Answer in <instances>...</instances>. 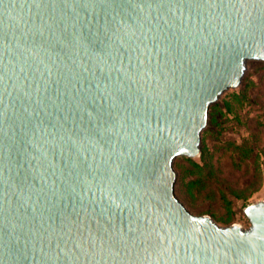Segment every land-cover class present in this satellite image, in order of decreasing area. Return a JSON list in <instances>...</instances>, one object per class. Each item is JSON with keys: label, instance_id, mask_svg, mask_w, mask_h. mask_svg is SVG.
Here are the masks:
<instances>
[{"label": "water", "instance_id": "1", "mask_svg": "<svg viewBox=\"0 0 264 264\" xmlns=\"http://www.w3.org/2000/svg\"><path fill=\"white\" fill-rule=\"evenodd\" d=\"M248 60L264 0H0V264H264L174 193Z\"/></svg>", "mask_w": 264, "mask_h": 264}, {"label": "rangeland", "instance_id": "2", "mask_svg": "<svg viewBox=\"0 0 264 264\" xmlns=\"http://www.w3.org/2000/svg\"><path fill=\"white\" fill-rule=\"evenodd\" d=\"M200 155L173 160L175 196L195 216L247 229L244 208L264 200V61L248 60L239 86L210 105Z\"/></svg>", "mask_w": 264, "mask_h": 264}, {"label": "trees", "instance_id": "3", "mask_svg": "<svg viewBox=\"0 0 264 264\" xmlns=\"http://www.w3.org/2000/svg\"><path fill=\"white\" fill-rule=\"evenodd\" d=\"M224 104H225V106H227V107L230 106V104H229L228 101H225ZM229 111H230V110H229ZM238 148H239V149H243V150H246V149H247V148H243V145H242V144L238 145ZM245 153H246V151H245ZM200 156H201V160L205 158L202 152H201V155H200ZM189 160H190V159H189ZM196 165H197L198 167L200 166L199 164H196ZM197 166H196V167H197ZM195 181H196V180H194L193 182H195Z\"/></svg>", "mask_w": 264, "mask_h": 264}]
</instances>
